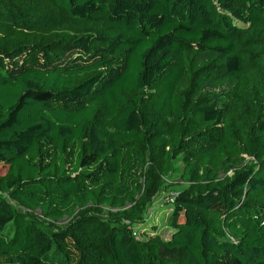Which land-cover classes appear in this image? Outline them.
<instances>
[{
    "label": "trees",
    "instance_id": "16d2710c",
    "mask_svg": "<svg viewBox=\"0 0 264 264\" xmlns=\"http://www.w3.org/2000/svg\"><path fill=\"white\" fill-rule=\"evenodd\" d=\"M0 163V264H264V0H0Z\"/></svg>",
    "mask_w": 264,
    "mask_h": 264
},
{
    "label": "rangeland",
    "instance_id": "374dc122",
    "mask_svg": "<svg viewBox=\"0 0 264 264\" xmlns=\"http://www.w3.org/2000/svg\"><path fill=\"white\" fill-rule=\"evenodd\" d=\"M255 159L253 157L244 156L240 162V165L254 166ZM3 165L0 163V168ZM187 187V184L179 182L174 187H169L167 190L154 195L151 197V200L145 210V220L148 230L151 231L152 226L158 227V232L162 233L165 238H170L171 236V227L169 225V214L172 211L173 206V196L178 193L180 190ZM105 212H109L111 209L105 207ZM114 210V209H112ZM75 217V216H74ZM74 217L64 216L60 224L66 226L70 220Z\"/></svg>",
    "mask_w": 264,
    "mask_h": 264
}]
</instances>
